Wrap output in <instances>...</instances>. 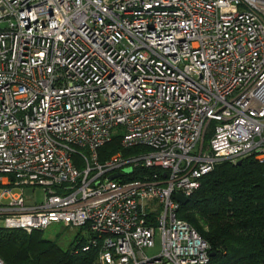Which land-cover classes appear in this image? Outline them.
<instances>
[{
    "label": "built area",
    "instance_id": "1",
    "mask_svg": "<svg viewBox=\"0 0 264 264\" xmlns=\"http://www.w3.org/2000/svg\"><path fill=\"white\" fill-rule=\"evenodd\" d=\"M247 157L264 165V0H0V227L63 223L94 264H208L176 196Z\"/></svg>",
    "mask_w": 264,
    "mask_h": 264
},
{
    "label": "trees",
    "instance_id": "2",
    "mask_svg": "<svg viewBox=\"0 0 264 264\" xmlns=\"http://www.w3.org/2000/svg\"><path fill=\"white\" fill-rule=\"evenodd\" d=\"M120 150V138L115 137L98 150L99 161ZM241 162L219 164L178 213L209 244L208 264H264V165L253 157ZM148 173L136 169L129 180ZM86 244V238L76 236L64 250L44 239L43 232L0 227V259L5 264H94L97 250L75 253Z\"/></svg>",
    "mask_w": 264,
    "mask_h": 264
},
{
    "label": "rangeland",
    "instance_id": "3",
    "mask_svg": "<svg viewBox=\"0 0 264 264\" xmlns=\"http://www.w3.org/2000/svg\"><path fill=\"white\" fill-rule=\"evenodd\" d=\"M119 132L120 129L114 130V133H119ZM34 196H35L34 200L36 202L43 201L44 193L42 189L36 188L34 191ZM0 225H3L2 221H0ZM76 236H79L81 238L83 237V234L79 230L72 231L70 228H66L63 223H53L43 232L44 239L55 242L64 250L70 249L71 244L75 240ZM147 254L151 255L152 251H147Z\"/></svg>",
    "mask_w": 264,
    "mask_h": 264
},
{
    "label": "water",
    "instance_id": "4",
    "mask_svg": "<svg viewBox=\"0 0 264 264\" xmlns=\"http://www.w3.org/2000/svg\"><path fill=\"white\" fill-rule=\"evenodd\" d=\"M241 163H242V162L240 161V162L238 163V165H241ZM126 172L131 173L132 170L129 169V170H127ZM120 176H121V174H114V175L110 176V179H111V180H116V179H118ZM176 199H177V201H178L179 203H181L182 206H185V205H187V204L190 202V199H189V198L184 197V196H182V195H177V196H176ZM212 256H213V254L211 255V257H212Z\"/></svg>",
    "mask_w": 264,
    "mask_h": 264
}]
</instances>
